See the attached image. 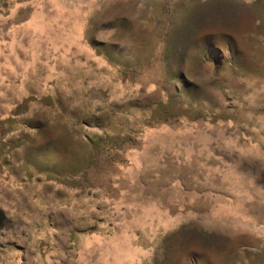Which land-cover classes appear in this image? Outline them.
Masks as SVG:
<instances>
[{"label":"rangeland","instance_id":"374dc122","mask_svg":"<svg viewBox=\"0 0 264 264\" xmlns=\"http://www.w3.org/2000/svg\"><path fill=\"white\" fill-rule=\"evenodd\" d=\"M0 264H264V0H0Z\"/></svg>","mask_w":264,"mask_h":264}]
</instances>
